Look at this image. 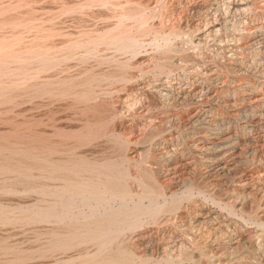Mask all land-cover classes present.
Returning <instances> with one entry per match:
<instances>
[{"label":"bare ground","instance_id":"bare-ground-1","mask_svg":"<svg viewBox=\"0 0 264 264\" xmlns=\"http://www.w3.org/2000/svg\"><path fill=\"white\" fill-rule=\"evenodd\" d=\"M0 264H264V0H0Z\"/></svg>","mask_w":264,"mask_h":264},{"label":"rangeland","instance_id":"rangeland-1","mask_svg":"<svg viewBox=\"0 0 264 264\" xmlns=\"http://www.w3.org/2000/svg\"><path fill=\"white\" fill-rule=\"evenodd\" d=\"M192 5H198V3L196 4H192ZM229 83V82H228ZM228 83H225V82H222V83H220V85H222L223 87H228L229 85H231V84H228ZM235 85V87L237 86V84L235 83V84H233V86ZM242 94H240V95H242V97L240 98V99H238V101L237 102H235V103H230V104H232V105H230L229 104V106H227L225 109H224V111H225V113H227V114H234V113H236L237 112V110L238 109H241L244 105H246L247 107L248 106H250L252 103H253V100H252V98H251V96H250V94L249 93H245V92H241ZM246 96V97H245ZM245 97V98H244ZM225 100V99H224ZM243 100V101H242ZM245 100V101H244ZM240 102V103H239ZM246 103V104H245ZM240 107V108H239ZM227 109V110H226ZM237 109V110H236ZM230 113H229V112ZM244 162L246 163V164H244ZM250 165V163L245 159V160H243V162H242V169H243V171L245 172H247L249 169H250V167H251V165ZM249 166V167H248ZM245 169H244V168ZM242 171V170H241ZM248 173V172H247ZM229 192V193H228ZM231 193V194H230ZM233 196V194H232V192H231V190H229V191H227V196L228 197H226L227 198V200H229V199H232L233 200V198H234V196ZM245 196H249V194H244ZM250 197V196H249ZM249 204V203H248ZM248 207L250 208V206L249 205H247V208L246 209H248Z\"/></svg>","mask_w":264,"mask_h":264}]
</instances>
